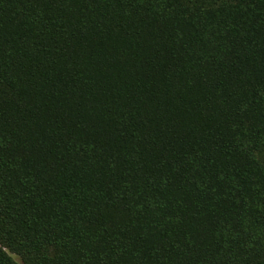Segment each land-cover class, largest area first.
<instances>
[{
	"label": "trees",
	"instance_id": "trees-1",
	"mask_svg": "<svg viewBox=\"0 0 264 264\" xmlns=\"http://www.w3.org/2000/svg\"><path fill=\"white\" fill-rule=\"evenodd\" d=\"M0 264H264V0H0Z\"/></svg>",
	"mask_w": 264,
	"mask_h": 264
},
{
	"label": "rangeland",
	"instance_id": "rangeland-1",
	"mask_svg": "<svg viewBox=\"0 0 264 264\" xmlns=\"http://www.w3.org/2000/svg\"><path fill=\"white\" fill-rule=\"evenodd\" d=\"M14 257H15L16 261H18L20 263V260L16 256H14Z\"/></svg>",
	"mask_w": 264,
	"mask_h": 264
}]
</instances>
